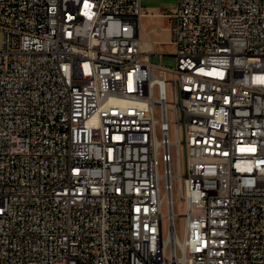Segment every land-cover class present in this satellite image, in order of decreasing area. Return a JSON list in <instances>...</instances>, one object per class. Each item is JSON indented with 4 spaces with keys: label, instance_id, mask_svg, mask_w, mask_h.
I'll use <instances>...</instances> for the list:
<instances>
[{
    "label": "built area",
    "instance_id": "built-area-1",
    "mask_svg": "<svg viewBox=\"0 0 264 264\" xmlns=\"http://www.w3.org/2000/svg\"><path fill=\"white\" fill-rule=\"evenodd\" d=\"M176 1L0 0V264H264V0Z\"/></svg>",
    "mask_w": 264,
    "mask_h": 264
},
{
    "label": "rangeland",
    "instance_id": "rangeland-1",
    "mask_svg": "<svg viewBox=\"0 0 264 264\" xmlns=\"http://www.w3.org/2000/svg\"><path fill=\"white\" fill-rule=\"evenodd\" d=\"M177 5L176 0H141V7L143 10H147L148 12L153 11H166V10H172ZM160 23V25L158 24ZM141 24L144 28V32L148 34L149 37H151L154 41L157 39L156 35H163L167 34L165 28H171L172 23L169 20H163L161 18H148L144 17L141 20ZM155 28H160L162 31L160 33L154 32L153 30ZM142 39L145 41L146 37L142 34ZM167 40V39H166ZM165 40V41H166ZM155 49L157 53H161L162 56L159 55H151L150 61L153 64L156 65H162L166 68H173L175 65V58L173 56V46L169 45L167 42L164 43H156ZM172 130V129H171ZM162 164L160 162V174H162ZM173 173H175V166L173 162ZM163 183L161 184V193H163ZM172 199H173V212L175 217L174 220V231L179 240H183L184 236V212H185V206L181 202H179L178 199V189H177V181L173 180V193H172ZM161 213L163 216L166 215V206L163 202L161 207ZM162 230L163 234L166 235L167 232V223L166 220L162 221Z\"/></svg>",
    "mask_w": 264,
    "mask_h": 264
},
{
    "label": "crops",
    "instance_id": "crops-1",
    "mask_svg": "<svg viewBox=\"0 0 264 264\" xmlns=\"http://www.w3.org/2000/svg\"><path fill=\"white\" fill-rule=\"evenodd\" d=\"M158 24L160 25V23H158ZM165 30H166L167 34H163V35H159L158 34V36L156 35V37H157V38H155V39H157V41L155 40L156 43H164V42H167L170 39V37H171L170 29L169 28H165Z\"/></svg>",
    "mask_w": 264,
    "mask_h": 264
},
{
    "label": "bare ground",
    "instance_id": "bare-ground-1",
    "mask_svg": "<svg viewBox=\"0 0 264 264\" xmlns=\"http://www.w3.org/2000/svg\"><path fill=\"white\" fill-rule=\"evenodd\" d=\"M146 36V35H145ZM144 42H147V38L145 39V41ZM147 45H148V43H147Z\"/></svg>",
    "mask_w": 264,
    "mask_h": 264
}]
</instances>
